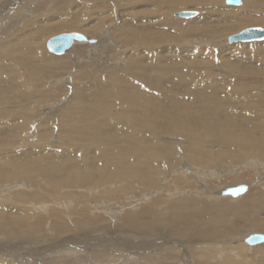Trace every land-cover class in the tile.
I'll list each match as a JSON object with an SVG mask.
<instances>
[{
  "label": "bare ground",
  "instance_id": "6f19581e",
  "mask_svg": "<svg viewBox=\"0 0 264 264\" xmlns=\"http://www.w3.org/2000/svg\"><path fill=\"white\" fill-rule=\"evenodd\" d=\"M39 1L0 0V264H264V51L228 40L264 0ZM190 4L199 23L164 13ZM60 31L84 39L48 53ZM40 103L58 144L34 140Z\"/></svg>",
  "mask_w": 264,
  "mask_h": 264
},
{
  "label": "rangeland",
  "instance_id": "374dc122",
  "mask_svg": "<svg viewBox=\"0 0 264 264\" xmlns=\"http://www.w3.org/2000/svg\"><path fill=\"white\" fill-rule=\"evenodd\" d=\"M217 1V5H216V7H214L212 10V14H214V15H217V14H219L222 10H229V11H232L231 12V15L232 14H235V15H237V16H242V15H245V14H248L249 15V12L247 11V10H245L244 8L243 9H241V7L242 6H239V7H231V5L229 6V5H227L225 2H224V0H216ZM41 2L39 1V0H34V4H40ZM246 3H248V0H246ZM140 5H143L144 6V8L145 9H151V8H153L152 6H150V3H146V4H139L137 7H135V8H132V10H134V9H139L140 8ZM187 9H195L196 11H197V15L198 16H196V17H192V18H179V17H172V16H170V13L171 12H176V11H180V10H187ZM139 12V11H138ZM164 13L165 14H167V15H169L170 17H172V18H174V19H179V20H185V22L186 23H188V24H196V23H199L200 21H201V19L199 18V15L201 14V11H200V9H198L197 8V6H195L194 4H190V5H188L187 7H185L184 9H175V10H168V9H166L165 11H164ZM221 17H223V16H221ZM225 17H228V16H225ZM152 19V18H151ZM150 19V20H151ZM149 20V21H150ZM254 26H258V25H247V26H242L241 28H239V29H237L236 30V32H234V33H237V32H239V31H241V30H243V29H245V28H248V27H254ZM259 27H263L264 28V25H259ZM65 31H67V30H65ZM65 31H60V32H58V33H54V34H52L51 36L52 37H54V36H56V35H58V34H60V33H62V32H64L65 33ZM233 34V33H232ZM227 35H230V33H228V34H226L225 36H227ZM224 36V37H225ZM223 37V38H224ZM223 40V39H222ZM206 41V40H205ZM205 41H203V42H201V40H194L193 42H189V41H184L183 42V45H185V42H187L186 44L187 45H185V46H203V45H205ZM201 42V43H200ZM207 42H208V45H206V46H208V47H204V48H202V47H199V48H201V49H199V53H198V55L199 56H202V55H206V56H209L210 55V53H209V50H208V48L210 47V45L212 44V41L211 40H207ZM258 42H262V41H251V42H244V43H242V44H239V45H236V44H233V45H235V46H233V49L232 50H234L235 52H237V51H239V49L240 48H248L249 50H252V49H258V50H261V51H264V41L262 42V43H258ZM221 43V42H220ZM256 43V44H255ZM224 44V43H223ZM253 46H255V47H251L252 45ZM222 45V44H221ZM225 45V44H224ZM139 46V45H138ZM227 46H230V45H227ZM48 47H46L45 48V50L48 52V49H47ZM252 48V49H251ZM142 49H144L143 47L141 48V47H137V51H141ZM165 50V52L163 53V52H161V50H158L157 49V52L160 54V55H166L164 58H168V59H174V60H180V59H182L183 57L185 58V59H187L188 60V58L187 57H185L184 55H185V53H183V52H177V51H173V50H168V49H164ZM244 50L245 49H243V52H244ZM249 50H247V51H249ZM253 51V50H252ZM127 52H129L130 53V51L129 50H127ZM177 52V53H176ZM49 53V52H48ZM183 55H182V54ZM180 54V55H179ZM187 54V53H186ZM187 56V55H186ZM227 57H230L229 55L227 56ZM231 57L232 58H239V55H234V57H233V55H231ZM230 57V58H231ZM231 58V59H232ZM243 58H245L244 56H243ZM183 60V59H182ZM210 60H212V59H210ZM216 62H218L217 60H216ZM124 62H118L117 60H114V67L118 70V71H123V70H126V67L124 66V64H123ZM214 63H215V61H214ZM220 65V64H219ZM16 67V66H15ZM162 67H168V68H171V69H174V70H182V71H184V70H186V69H195V68H197V67H201V64H199L198 62H194V61H192L191 59H190V61H184L183 63H179V64H177L176 66H173V67H169V65H168V63L166 62V61H162ZM17 69H21V67H19L18 65H17V67H16ZM95 67L94 66H91V67H89L88 68V70L90 71V70H93ZM202 70L204 71V69L202 68ZM205 73V72H204ZM75 76H76V73L74 74V75H72V79L70 80V83L71 82H73L74 81V79H75ZM176 82H178V80H176ZM69 85H71V84H68V85H66V87H64V88H67V86H69ZM64 93H65V90H63V92H61V94H60V96H58V99H60V101L61 100H64L62 103H61V108H64V106H66V104L68 103V101H69V99L72 97V93H69L70 94V96H68V97H64V98H62L63 97V95H64ZM62 96V97H61ZM56 105H57V103H56ZM56 105H54V103H52V104H46V103H40L39 104V108H38V110H36V111H39V113H40V116L39 117H37L36 118V116H35V120H34V122H33V127H34V130H35V133H34V135L33 136H35V138H34V140H39L40 138V136H42V135H45L46 136V138H47V140H48V142L51 144V145H54V144H58V143H60L59 141H57L56 140V137L59 135L58 134V130H55L56 128L58 129V127L55 125L56 123H49V124H45L44 122L43 123H41L44 119H46V116H47V112H50V111H47L51 106L52 107H56ZM49 106V107H48ZM40 109V110H39ZM43 116V117H42ZM49 118H51V117H49ZM41 123V124H40ZM52 124V125H51ZM54 124V125H53ZM44 125V126H43ZM51 126H52V128H51ZM41 128V129H40ZM47 129V130H46ZM51 131V133H49ZM54 131L56 132V131H58V132H56V134L54 133ZM39 134V135H38ZM49 136H48V135ZM53 135H56V137H53ZM48 136V137H47ZM6 137V136H5ZM48 138H50V139H48ZM167 142H169V143H173V141H167ZM12 146V145H11ZM13 147L15 148V146L13 145ZM17 147L18 148H20V147H24V145H17ZM2 148H5V146L3 147L2 146ZM3 152V150H1V152L0 153H2ZM149 191H151V190H147V192H149ZM146 192V193H147ZM186 193H189L188 192V190L186 191ZM223 194V193H222ZM128 201H129V199H128ZM131 201V200H130ZM144 203L145 204H147V203H149V199L148 200H145L144 201ZM44 203H41V204H39V206H42ZM124 206V205H123ZM122 206V207H123ZM140 206V205H139ZM139 206H137V207H139ZM125 207H127V205H125L123 208H125ZM128 208V207H127ZM127 208H126V210H127ZM125 210V211H126ZM261 233H264V232H261ZM247 236V235H246ZM245 236V237H246ZM1 241H2V244H10V245H12V244H14V243H16V241L15 240H10L9 242H7V239L6 238H1ZM20 241H23V238H20ZM263 243V242H262ZM33 261H37V260H39L38 258H33L32 259Z\"/></svg>",
  "mask_w": 264,
  "mask_h": 264
},
{
  "label": "water",
  "instance_id": "95a60500",
  "mask_svg": "<svg viewBox=\"0 0 264 264\" xmlns=\"http://www.w3.org/2000/svg\"><path fill=\"white\" fill-rule=\"evenodd\" d=\"M226 3L232 5H238L241 3V0H226ZM197 14L196 11H181L176 13L178 16L183 17H192ZM84 36L80 33L74 32H65L58 36L52 37L49 39L47 46L51 52L61 53L69 49L74 42V40H83ZM264 39V28L259 26L248 27L242 31L232 34L229 37L230 42L235 41H252V40H263ZM246 190V186H236L224 190L223 194H228L232 196H238ZM264 242V233H253L246 238V243L249 245H256L258 243Z\"/></svg>",
  "mask_w": 264,
  "mask_h": 264
}]
</instances>
